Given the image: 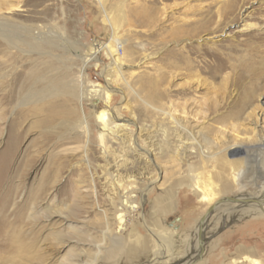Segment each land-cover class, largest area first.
I'll return each instance as SVG.
<instances>
[{"label": "rangeland", "instance_id": "374dc122", "mask_svg": "<svg viewBox=\"0 0 264 264\" xmlns=\"http://www.w3.org/2000/svg\"><path fill=\"white\" fill-rule=\"evenodd\" d=\"M101 1L116 30L117 42H121L117 53L125 64L123 76L131 89L142 98L152 96L158 107L171 105L177 114L181 113L176 111L179 105H183L192 123H196L193 117L204 118L208 126L205 137L210 143L201 140V150L213 152L231 143L230 131L225 132L222 144L220 140L214 143L216 124L229 127L236 122L237 133L252 134V118L239 121L237 117L251 108L264 111V0ZM120 12L124 17L118 22ZM0 13L6 17L4 33L8 37L16 41L21 35L29 40L34 31L42 41L53 43L50 49L43 47L41 51L63 58L60 63L51 55L29 53L25 46L20 53L5 45L0 36V157L9 143V125H17L16 145L0 181V264H94L95 243L104 225L94 205L91 182L95 184L97 205L108 208L105 169L112 172L119 165L123 174L139 173L145 166L144 157L135 154L115 133L105 134L103 157L99 129L88 101H84V111L91 133L89 161H84L81 140L73 130L60 125V115L49 118L45 112L34 114L29 111L30 104L20 98L7 106L5 95L17 82V75L25 77L33 66L42 78L35 83L25 79V91L30 86L43 88L47 75L55 79L61 75L65 83L73 82L75 87V66L82 63L77 55L88 54L89 48L108 42L112 29L103 21L98 0H0ZM211 51L219 53L226 63H219ZM168 53L176 66H168ZM110 62L104 50L97 54V60L88 62L84 86L105 88L104 70ZM45 63L53 64L51 72L44 68ZM110 81L115 91L107 106L109 115L117 107L123 118L133 119L134 123L126 127L133 136L139 126H144L151 132L154 151L158 152L164 141L163 115L145 108L118 73ZM53 100L57 104L67 100L75 108L71 119L79 116L76 99L60 95ZM97 104V109L104 107L103 101ZM258 134L252 135L259 148L253 146L240 157L220 154L227 161H200L196 156L189 161H166L158 152L155 163L160 175L142 204L138 193H133V203L138 206L126 217V229L115 242L118 250L110 257L105 253L95 264H177L187 257L195 259L193 264H253L230 260L231 249L241 241L260 243L264 261V226L247 229L243 236L235 230L236 216L244 212L264 216L256 206H219L205 222L202 259L186 252L187 247L195 250L196 225L210 204L225 196H254L264 184V129ZM260 140L262 143H258ZM139 143L144 148L151 146L148 141ZM146 166L152 173L157 171L152 164ZM145 179L146 174L138 176L139 185H144ZM169 189L177 192L183 204H177V214L153 222V198ZM222 211L229 213L222 217ZM177 215H182L179 223ZM147 226L164 231L173 242L174 253L168 259L152 260L155 240ZM140 242L147 253L134 252L135 248L142 249ZM115 243L107 240L105 247L109 250Z\"/></svg>", "mask_w": 264, "mask_h": 264}, {"label": "bare ground", "instance_id": "6f19581e", "mask_svg": "<svg viewBox=\"0 0 264 264\" xmlns=\"http://www.w3.org/2000/svg\"><path fill=\"white\" fill-rule=\"evenodd\" d=\"M98 1L100 3L101 11L104 14L103 21L111 27L112 32L110 34V39L108 42L100 43L97 46H93L89 48L88 54L77 55V57L82 62L81 65L75 66L78 72V84H76L75 86L77 88H75L72 85L73 82L71 83V85L65 83L64 77L61 75L59 76L60 79H55L54 75H47L45 77V81H44L45 85L43 88H41L40 90H36L34 87L30 86L25 91L24 90L25 79L30 80L32 83H35V81L37 80L39 81L42 78L38 74V68L36 66H33L30 67V69L27 71L25 77L22 74L17 75L16 81L18 82V80L21 79L22 77H23L22 78L23 81L21 80L18 85L17 82L16 83L14 82V85L11 87L10 90L7 91L5 95L7 106H11L15 98L18 99L20 98L22 100V103L30 104L29 111L34 114L45 112L49 118H53V116L57 117V115H60V117H58L61 119L60 125L62 127L70 129V131L73 130V135H75L77 138L81 140L80 152L82 154L84 161H89L88 149L90 145V133H91V129L89 125L90 122L89 117L85 114L84 111V101H88L92 110L91 115L95 118L96 124L99 129L98 139H99L100 148L102 149V154H103L102 156L105 157V153H106L105 147H107L105 145V134L115 133L117 134V136L119 135V137H121V139L125 143H128L127 144L128 147L133 149L135 154L144 157L145 166L139 168L141 170L139 173H137L136 171V173L134 172V173L123 174L120 172L121 167L119 165L116 166V168L112 172H109L107 168L105 169L106 196L109 200V204H107L108 208H101L99 205H97V194H96L95 184L94 182H91V188L95 202L94 205L101 212V218L103 219V225H104V230H100L101 232L100 240L95 243V254L93 255V261H92L94 262V264L105 253L107 257H110L113 256L118 250V244L115 242L117 241L119 242L120 233H122L126 229V221H127L126 217L128 213L133 211L138 206L137 204L133 203V198L135 197L133 193H138V195L140 196L139 197L140 203L142 204L146 198V195L148 194V191L153 187L157 178L160 175V170L158 169L157 164L155 163V158L158 152L161 157L167 158L166 161H189V159H192L193 156L199 157L198 160L200 161H212V160L227 161L224 158V156H221L220 154L226 152L228 153V155H234V156L237 155L239 156L243 154L246 155L248 149L252 148L253 146L258 147L257 140L254 137L256 136V134H258L259 131L264 129V111L263 112L255 111L256 110L255 108H251L248 111L243 110L241 112L242 116H238L237 118L239 119V121H244V118L246 117L252 118L251 120L252 129L250 132H252V134L254 133L255 136L252 134L250 135V133L249 134L248 133L242 134L240 132L237 133L238 129L235 130L238 127L235 124L236 122H232L229 127L223 124H216V128H217L216 132L218 136L214 143L217 144L220 140L219 144H222V139L224 138L225 132H229V131L233 133V139L231 143L227 147H224L223 149H218L219 148L218 146L217 147L218 150L213 152L201 150V144H200L201 140L204 143H210L205 137V129L208 126L206 125L204 118L201 119L198 117L197 118L193 117L192 121L196 123H192L189 120L191 117L189 116L188 118V114L183 105H179L180 106L178 108L179 110L177 109L176 111H179L181 113L177 114L175 113V110H173L170 107L171 105H168L167 107H162L163 105L162 106L160 105L158 107L152 102L151 100L152 96L146 95L142 98L133 89H131L128 80L123 76L125 64L117 53V48H120L122 46L121 44H119L121 42H117L116 30L115 28H113V23L111 19L108 17L103 2L101 0ZM123 17H124L123 13L120 12L118 22H121ZM4 21H6V17H4L2 13H0V36L4 39L5 45H7L9 48L15 47L16 49H18L20 53H22L25 51L22 48V46H25L28 49L27 52L29 53L30 51L31 52L34 51L38 54H46V56L51 55L56 57L58 60H60V63H63L62 61L63 58L60 55H53L50 53V51L40 50L43 47L50 49L51 46L53 45L51 41H47V40L42 41L39 37L35 36L34 31H31L32 32L30 36L31 39L26 40L23 36L20 35L17 37V40L14 41L10 37H8L6 33H4L6 32L4 29L5 26ZM222 32L214 36L221 35ZM119 45L120 47H118ZM102 50H104L107 56L111 59L109 66L106 67L104 70V75L106 77V87L103 88L100 87L99 85H92L91 88L85 87L83 77L85 76V71L88 62L97 60V54ZM211 52L212 53L210 54H213L214 57L218 59L219 63L222 64L226 63L225 58H222L219 53L215 51L214 52L211 51ZM166 58H167L168 66H173V67L176 66V62H173L172 64V61H170L169 53L167 54ZM45 65L46 66L44 68L48 69V72H51L53 70V64L45 63ZM115 73H118L123 77V80L126 83V85L134 92L135 96L140 101H142V103L145 105V108L147 109L149 108L154 112H160L163 115L162 120L166 123V125L162 126L164 141L160 145V149H157L158 152L154 151L156 150V148H153L155 147V143L153 141V136L151 135V132L145 129L144 126L143 127L139 126L137 135L133 136L130 135L129 132L126 130V127L129 125V123H134L133 119L123 118L120 115L118 108L115 106L112 113H110L111 115H109L108 112L109 110L107 109V106L111 101L112 92L115 91V89L111 87L110 79L112 75ZM120 92L122 93V91ZM60 95L64 97H72L76 99L78 105L77 106L78 112H80L79 116L76 115V119L74 120L71 119L72 115L74 114L75 108L69 106L67 100H63V102H60L59 104H57L53 100L54 96H60ZM97 101L98 102L103 101L104 107H102L101 109L100 108L97 109L96 108L98 107ZM16 128H17L16 123H11L9 125V143L6 146L3 155L0 157V181L3 177L5 167L9 163L10 157L13 154V150L16 145V135H15ZM230 128H232V130H230ZM139 140L148 141L151 145L150 148H144L143 146H141ZM260 142L261 140L258 143ZM138 155L135 156L138 157ZM124 158L127 159L126 156ZM237 161L239 160L237 159ZM125 163L126 161L124 160L123 165H125ZM149 164L155 166V169L157 170L155 173L150 172L151 170H149L148 167L146 166ZM87 165L89 167L88 163ZM145 174L147 178V181L145 179L146 183L144 185H139V182L137 180L138 176L144 177ZM263 192H264V184H262V186L259 188L258 193L256 195L254 196L240 195V196L259 197L262 194H264ZM261 198L262 199L258 203H249L246 205H241L238 203L227 202L221 204L220 206L225 204H232L238 206V208H243V209L247 206L252 208L256 206L255 208L258 207L261 211L264 212V196H262ZM233 210H236V208H233ZM221 213H223L222 217H224V215H226V213H229V211H222ZM206 220L202 223V228L200 231H199V225H196L197 227L194 233L196 234L195 235L196 241L194 242L195 250L191 251V247H187L188 250H186L187 255H189L190 257L196 254L200 255V257L197 258L198 260L202 259L201 255L203 254L202 248L204 243L203 239L206 229L205 226ZM113 226H115V229H113ZM147 228L149 230L150 235L155 240V248L152 250V260L156 261L164 256L168 259L169 256H171L172 253H174L173 242L170 240V238H167V235L164 231L156 230L154 228H151L150 226H147ZM107 240L114 241L115 243L114 248H110L108 250V248L105 247L106 246L105 243ZM142 243L143 242H140L141 244L140 246L145 247L144 243L143 244ZM185 260L182 263H177V264H193L194 262H196L195 259L190 258V260H188V257Z\"/></svg>", "mask_w": 264, "mask_h": 264}, {"label": "crops", "instance_id": "0c3cea01", "mask_svg": "<svg viewBox=\"0 0 264 264\" xmlns=\"http://www.w3.org/2000/svg\"><path fill=\"white\" fill-rule=\"evenodd\" d=\"M179 196L177 192H174L172 189L166 190L164 192L159 193L153 198L152 205H153V222L160 221V217H168L173 214H177L176 212V206L178 203L183 204L182 198L181 201L178 199ZM205 212V211H204ZM182 215H177L176 222L179 223L182 221L181 218ZM237 222L235 226V230L239 231L241 233V236H243V231H246L247 229L251 228H262L264 226V216L261 213L258 212H252V213H242L241 215L236 216ZM175 228V227H174ZM243 240V239H242ZM260 243L258 242L254 244H244L243 241H241L238 245H235L233 249H231V256L230 260L233 261V259H236L235 261H246L251 263H259L264 261L260 257V253H262L261 250L258 249ZM261 246V245H260ZM137 250V251H136ZM148 250V249H147ZM144 247L142 249H134L135 253L139 252L142 254L147 253V251Z\"/></svg>", "mask_w": 264, "mask_h": 264}, {"label": "water", "instance_id": "95a60500", "mask_svg": "<svg viewBox=\"0 0 264 264\" xmlns=\"http://www.w3.org/2000/svg\"><path fill=\"white\" fill-rule=\"evenodd\" d=\"M262 196H264V194H262L259 197H241L239 195H237V196H225V197H221V198L215 200L212 204H210L207 207V209L205 210L203 215L200 217V219L198 221V224H197V225H199V231L202 228V223L207 218H209V216L214 212L215 208H217L221 204L227 203V202L238 203V204H241V205H246V204H249V203H258L262 199L261 198ZM199 236H200V233H199ZM199 257H200V255L198 256V258Z\"/></svg>", "mask_w": 264, "mask_h": 264}, {"label": "built area", "instance_id": "2783aa9c", "mask_svg": "<svg viewBox=\"0 0 264 264\" xmlns=\"http://www.w3.org/2000/svg\"><path fill=\"white\" fill-rule=\"evenodd\" d=\"M119 50H120V48H119Z\"/></svg>", "mask_w": 264, "mask_h": 264}]
</instances>
